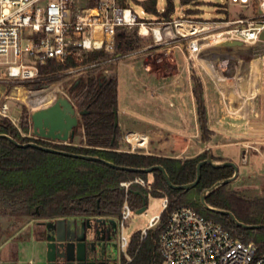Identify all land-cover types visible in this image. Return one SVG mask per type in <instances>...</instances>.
Returning a JSON list of instances; mask_svg holds the SVG:
<instances>
[{"label":"trees","instance_id":"trees-1","mask_svg":"<svg viewBox=\"0 0 264 264\" xmlns=\"http://www.w3.org/2000/svg\"><path fill=\"white\" fill-rule=\"evenodd\" d=\"M98 1L85 0L89 7H95ZM158 1L144 0L136 1V3L140 4L144 12L154 16L157 21H173L176 13L174 2L168 0L166 8H163L164 11L161 12L158 8ZM190 1L192 0H181V5L184 6ZM122 5L130 6L129 0H122ZM186 17L199 22L205 21L200 10L187 11ZM142 40L143 37L139 35L138 29L119 28L114 52L98 50L83 53L80 60L69 58L63 64L52 60L43 64L39 62L37 64L38 79L29 85L48 86L59 81L62 75L71 69L76 70L132 53L139 50ZM193 84L201 142L208 144L215 132L208 127L204 87L200 78L196 76L193 77ZM70 94L79 111L87 112L83 116L86 147L52 144L24 137L21 129L28 131V124L22 122L24 117L20 119L21 128L16 127L9 118L2 117L0 134H6L20 144L34 142L73 154L99 157L118 167L148 169L162 166L166 169L172 183L177 186L196 181L197 167L208 154L188 160H179L133 154L122 150L121 131L119 126L115 127V111H118V80L116 78H107L102 73L88 74L74 84ZM216 161L228 160L216 159ZM234 174L235 171L231 167L215 168L207 164L202 167L200 182L189 191L170 188L159 171L150 174L153 177L152 190L139 186L132 187L127 198L135 211L142 207L143 197H146L149 192L156 197L169 198L170 206L162 214L161 223L150 230L145 239L141 238V231L133 235L128 248V254L133 258L130 264L162 263L158 244L159 236L166 226L170 213L182 206L193 207L200 214L221 223L234 238L246 244H255L258 257L264 256V228L244 229L229 216L204 208L200 196L197 197L218 182L233 177ZM137 177L149 180L148 174L131 173L112 168L101 162L74 159L32 147L22 148L6 138H1L0 219H30L39 224L67 219L77 221L107 219L109 224L106 225L105 233H111L115 228L110 221L120 218L126 200V191L120 185L122 182L132 181ZM227 187L228 184L220 186L210 193L206 198L207 204L215 209L233 212L236 218L245 224L264 225V214L255 216L251 212V204L235 198L227 192ZM6 235H9V232ZM34 235L38 241H46L48 231L38 230L34 232ZM104 238L108 241L111 236L106 235Z\"/></svg>","mask_w":264,"mask_h":264},{"label":"built area","instance_id":"built-area-1","mask_svg":"<svg viewBox=\"0 0 264 264\" xmlns=\"http://www.w3.org/2000/svg\"><path fill=\"white\" fill-rule=\"evenodd\" d=\"M233 6L246 10L247 14L232 21H195L184 15L173 21L141 19L122 0H99L95 7L80 6L79 0H0V69L10 82H34L38 79L37 64L55 61L65 63L69 58L80 60L83 53L104 50L114 52L119 28L138 29L139 35L151 37L154 46L176 44L187 52V60L194 61L203 50L221 43L254 45L260 42L264 32V0H226ZM164 9L161 10L163 12ZM176 15V13H175ZM180 25L202 26L205 30L187 33ZM146 29V33H144ZM212 37H218L210 41ZM121 56L107 61L69 70L71 74H82L89 70H101L106 64H116ZM109 75L108 69L104 70ZM0 115L10 119L9 107L5 103ZM11 120V119H10ZM125 140L133 154L138 149ZM28 137V136H27ZM52 144L69 145L37 137H29ZM145 155V154H144ZM154 155L155 154H148ZM126 191L121 216L116 220L120 252L130 264L128 255L131 239L124 232L133 220L136 211L128 202V192L134 186L152 190L153 183L142 177L122 182ZM169 198H163V212L169 209ZM161 215L150 219L141 231L145 239L148 232L161 223ZM161 264H264V256H257V246L234 238L221 223L200 214L195 208L182 206L172 211L158 239Z\"/></svg>","mask_w":264,"mask_h":264},{"label":"rangeland","instance_id":"rangeland-1","mask_svg":"<svg viewBox=\"0 0 264 264\" xmlns=\"http://www.w3.org/2000/svg\"><path fill=\"white\" fill-rule=\"evenodd\" d=\"M136 1L129 0V5L141 19H156L154 16L145 13L143 7L137 4ZM172 1L176 7V18H183L184 15L187 14V11L190 10H200L203 20L209 23L219 20L232 21L247 14L246 10L238 6H233L226 0H192L184 6L181 5V0ZM78 4L80 6L84 5L85 0H79ZM167 4L168 0H159L158 8L162 10L166 8ZM150 39L152 40V38ZM150 39H148V44L151 42ZM146 45L147 42L142 40L141 47ZM157 49H150L143 53L126 57L123 59V63L116 67L114 64H106L101 70H89L82 74L78 72L71 74L66 71L59 81L48 86L29 85L32 82H10L5 77V69H0V109L3 104L7 103L10 105L11 109L15 110V112H19V118L17 120L18 127L21 128L20 119L22 117L25 118L22 122L28 124L27 132L21 129L22 136H28V138L30 136L33 137L32 113L53 105L59 98H69L70 101L75 104L70 90L80 78L86 77L88 74L102 73L105 75L104 70L108 69L109 71H113L115 67L120 94L119 119L123 120L127 116L130 121L129 123L134 125L136 122L132 117L135 115L133 98L135 96H140V80H145L143 68L144 56H148V59L152 62H157L160 55H151V53ZM176 60L180 64L179 66H182L184 63L182 57L177 56ZM191 64L193 67L195 64H199L196 65L197 67H195V69L198 76H203V78L206 79L208 91L212 93H209V95H212L214 99L222 98L223 101L225 100L224 102L227 103L230 113L223 120L228 122L229 128L225 132L215 133L211 142L208 144L201 142V133L195 131L193 127L190 133L166 132L160 135V133L152 132V140L160 147V149H158L159 151L156 152L154 147H152L153 145L149 143L148 149H138L136 152H141L145 155L156 154L157 156L159 155V157L179 160H188L208 154L205 160H207L210 155L215 162H218L216 159H227L228 161L234 162L241 173L246 169H251L255 172L256 167H263L264 165L262 163L264 162L262 159L257 161L260 166H254L252 164L254 160L257 159L258 155H264V42L254 45L241 43H221L212 45L205 48V51L196 61L192 60ZM200 65H202L210 75L207 74L202 67H199ZM112 76L113 73L111 72L107 75V78L115 77ZM257 77L260 78L261 85V92L256 100L258 112L253 108L251 104L252 100L249 104L244 105V110H240L239 108L233 110V104H238L239 106L238 99L240 97V90H235L236 85L242 84L246 88L245 93L248 92V89L254 93L257 87ZM216 86L219 87V91L214 90ZM211 88L214 91H212ZM17 91H24L27 93L33 92L32 103L28 104L19 100L17 98ZM229 91L232 95L231 101L229 100L228 102L227 94ZM246 97L247 95L245 98ZM12 116L15 117L13 113ZM1 118L2 116L0 115V120ZM213 120L220 123V117L213 118ZM238 125H244L245 127L237 128ZM78 135L81 136V132L78 133ZM121 136L122 150H131L130 145L125 140L126 134L121 133ZM80 142L81 141L78 143ZM242 143H244V147ZM79 145L80 144L77 146ZM83 146L86 147L87 145L84 144ZM243 150H245L244 160H246L248 155L249 165L243 164ZM247 151H249V154ZM243 176L246 177L241 179L237 178L229 183L227 192L239 200L248 201L251 204V212L255 216L261 213L264 214V178L258 174L248 177L247 175ZM149 181L153 182L152 175H149ZM202 194L203 193L197 197L200 196L201 198ZM146 198V212L144 214L135 213L133 220L128 224L124 232L130 238L133 237L136 232L145 229L149 225L152 217L161 215L163 212V197H156L149 192ZM16 220L10 218L0 219V264H48L47 243L45 244L42 241L36 240L34 232L38 230L48 231L47 224L53 222L39 224L37 221L30 219ZM99 223L100 222H98V224ZM92 224L93 223H90L87 227V240L89 242H95L96 244L94 258L102 264L126 263L127 259L120 252L118 246L119 235H116V237L106 243L98 242L96 236L97 228L95 227L94 229ZM7 232H9V235H6ZM50 233L52 234V232ZM17 255L20 262L14 258Z\"/></svg>","mask_w":264,"mask_h":264},{"label":"crops","instance_id":"crops-1","mask_svg":"<svg viewBox=\"0 0 264 264\" xmlns=\"http://www.w3.org/2000/svg\"><path fill=\"white\" fill-rule=\"evenodd\" d=\"M142 37H143V41L147 42V45L144 47L142 46L140 47L139 50H136L127 55H120L121 59L116 64H114V66L116 67L117 65L122 64L123 59H125L126 57L137 55L138 53H143L147 50L154 48L155 49L159 48V49L153 51L151 55L159 54L160 57H158L157 62H152L148 59V56H144L145 58L143 60V68H144L145 80H140V88H139L141 93L140 96H135L133 98L134 106H135L134 109L135 115L132 117L134 118V121L137 123V125L136 123L134 125H131L129 123L130 121L127 116L123 120L119 119L120 94H119V82H118V124H119L118 126L120 128L121 133L124 134L130 133L129 141L132 143L134 147L148 148L149 145L152 144L153 145L152 147H154L156 152H158L159 151L158 149H160V147L157 146L155 142H153L151 136L152 132H156L158 134L160 133V135L166 132L190 133L192 127L193 129H195V131L200 132V127L197 119L196 102L193 93L194 76L200 78L204 87V99L206 102L209 129L215 133L227 131V129L229 128V124L228 122L223 120L230 113L228 110L227 103L224 102L225 100L223 101L222 98L214 99L212 95L211 96L209 95L210 92L208 91V84L206 82V79L203 78V76H198V73L196 72L195 69V67H197L196 65L199 64H195V66L193 67L191 61L189 62L187 60V52L181 50L179 47H177L176 44L167 45V46H154L153 41L150 39L151 37H146V36H142ZM148 39L151 40L150 44H148ZM204 51L205 49L203 50V52ZM177 56L182 57V60H184L182 66H179L180 64L176 60ZM115 67L113 71H110V73L112 72L113 76H115L112 77L118 80L117 75L115 74ZM199 67L203 68L202 65H200ZM205 72L210 75V73H208L206 70ZM256 84L257 87L254 93L250 89H248V92L245 93L246 88L242 84L236 85L235 90L236 91L237 89L240 90V94H239L240 97L238 99L239 106L238 104L237 105L233 104V108H234L233 110H236L238 108L240 110H244V105L249 104V102L252 100L251 104L253 105L254 110L258 112L256 107V100L261 92L260 78L258 77ZM217 86L214 89L215 91L216 90L219 91V87ZM227 95H228L227 99L229 102V100L231 101L232 93H230L229 91ZM246 95L247 97L245 98ZM8 107H9L10 119L15 124V126L18 127L17 120L19 118V112L17 111L15 112V110L11 109L9 104ZM11 112L15 117L12 116ZM218 117H220V123H217L213 120V118H218ZM238 127H245V126L238 125L237 128ZM80 132L82 134L81 136L78 135V133ZM79 141L81 142L78 143ZM77 143L80 144L79 146H83L84 144L86 145L85 130L83 127V123L77 129L74 139L68 142L69 145H73V146H77L78 145ZM242 146L244 147V143H242ZM247 152L249 154V151ZM244 153L245 150H243V164L249 165L248 155L246 160H244ZM259 159H262L264 162V155H260V156L258 155L257 159L254 160L252 165L260 166V164H258L257 162L259 161ZM218 163H222V162H218ZM262 164L264 165V163ZM254 174L256 175L258 174L264 178V166L263 167L260 166L258 168L256 167L255 172H253L251 169H246L242 173L239 171V175H238L239 177L237 178L241 179L243 177L244 178L246 177L243 175H247L248 177ZM101 220H105L106 223L109 224L107 219H101ZM66 223L67 224L65 225L66 226L65 229H63L60 232L61 236L66 234L68 235L69 227H71V229L74 231L76 229H81L80 226H82V224L88 227L90 223H93L92 225L94 227H97V229L100 231L99 238H103L106 236L105 233L106 225H103L101 222L98 224L97 219H90L88 221H77L75 219H67ZM48 235H51V233ZM81 235L83 236L82 232ZM42 242H44L45 244L47 243L46 241H42ZM14 258L20 262L18 255L15 256Z\"/></svg>","mask_w":264,"mask_h":264},{"label":"water","instance_id":"water-1","mask_svg":"<svg viewBox=\"0 0 264 264\" xmlns=\"http://www.w3.org/2000/svg\"><path fill=\"white\" fill-rule=\"evenodd\" d=\"M261 40L264 41V32L260 36ZM86 111H79L77 107L70 101L68 98H59L56 102L41 110L35 111L31 116V121L33 125L34 134L42 139L58 141L61 143H68L70 140H73L77 129L82 125V118L86 114ZM118 111H115V127H118ZM6 138L10 140L16 146L22 148H36L48 153L64 155L66 157H71L74 159H82L87 161H96L104 163L112 168H119L123 171H128L131 173H144V174H152L155 171H159L163 174L168 186L175 190H192L194 189L201 180V171L204 165H212L215 168H223V167H231L234 169L235 174L233 177L226 179L224 181L218 182L209 190H206L201 195V204L204 208L216 212L218 214H222L225 216H229L238 226L244 229H261L264 228V225H249L239 221L235 214L231 211L215 209L209 206L206 202L207 196L212 193L215 189L220 186L227 185L234 180L237 179L239 175L238 166L231 161H226L222 163L215 162L210 155L207 160H203L199 163L197 167V179L196 181L186 184V185H174L166 171V169L162 166H154L148 169H137V168H127V167H118L117 165L103 160L99 157L87 156L82 154H73L70 152L58 150L51 147H45L38 143H27L20 144L14 138L6 135L0 134V139ZM137 194H140L137 192ZM147 210V198L143 197V205L136 211V214H144ZM97 222H101L103 225H107L105 220H97ZM113 223V227L116 228V222L110 221ZM66 220H59L53 223L47 224L48 233L52 232L51 235L47 237V247H48V264H89L88 260L90 258H94L96 252V244L95 242H89L87 240V226L82 224V229L72 230L71 227L68 228V235H60V232L65 229ZM95 229V227L93 226ZM97 228V227H96ZM81 232L83 236L81 235ZM97 241L101 243H106L108 241L105 238H99L100 231L96 230ZM82 236V237H81ZM62 261V262H61ZM100 264V263H98Z\"/></svg>","mask_w":264,"mask_h":264},{"label":"bare ground","instance_id":"bare-ground-1","mask_svg":"<svg viewBox=\"0 0 264 264\" xmlns=\"http://www.w3.org/2000/svg\"><path fill=\"white\" fill-rule=\"evenodd\" d=\"M179 30L183 31V32H187V33H193L194 31H202V30H205V29L202 26L190 27V26H187V25H180L179 24ZM146 32H147L146 29H144V33H146ZM217 38L218 37H212L209 40L213 41V40H216ZM33 95H34L33 92L27 93V92H24V91H17V98L19 100L23 101V102L28 103V104L32 103Z\"/></svg>","mask_w":264,"mask_h":264},{"label":"flooded vegetation","instance_id":"flooded-vegetation-1","mask_svg":"<svg viewBox=\"0 0 264 264\" xmlns=\"http://www.w3.org/2000/svg\"><path fill=\"white\" fill-rule=\"evenodd\" d=\"M105 76H106V75H105ZM106 77H107V76H106ZM106 235L109 236V237L111 236V240H112L114 237H116L117 232H116V230L114 229L113 232H111V233H110V232H109V233L106 232ZM61 262H62V261H61ZM88 263H89V264H98V263H100V262H98L95 258H90V260H88ZM100 264H102V263H100Z\"/></svg>","mask_w":264,"mask_h":264}]
</instances>
